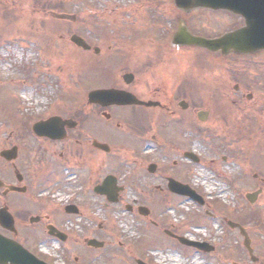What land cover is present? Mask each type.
Returning a JSON list of instances; mask_svg holds the SVG:
<instances>
[{
  "label": "rangeland",
  "instance_id": "rangeland-1",
  "mask_svg": "<svg viewBox=\"0 0 264 264\" xmlns=\"http://www.w3.org/2000/svg\"><path fill=\"white\" fill-rule=\"evenodd\" d=\"M17 1L19 5L0 0V152L8 144L16 142V133L21 132L25 124L65 108L74 110L77 98L81 103L84 97L87 101L88 92L101 86L105 72L110 73L104 56L80 51L70 40L79 24L55 19L52 15L55 6L63 12L83 14L82 4H75L80 0H33L32 5L30 0ZM23 1L31 6L20 10ZM95 21L98 22L97 19ZM227 22L220 17L207 30H224L226 28L223 26H229ZM90 24L86 28L87 33L85 31L88 37L95 34L94 29L89 31ZM17 25L26 27L25 32H7L9 26L17 28ZM32 32L36 37L30 34ZM99 43L102 44L101 41ZM52 48L73 53L71 56L75 65L67 67L66 72H63L62 65L54 69L53 63L48 60L53 53ZM188 56L187 61H177L173 55V63L180 64L184 71H190L195 99L194 113L198 111L196 108L207 109L211 120L208 124H202L196 114V124L182 126L178 136L184 133V138L174 135L172 138L178 141L172 145L167 144L166 140L150 141L140 144L138 151H128L123 147L118 150L116 146L117 151L115 156L110 157V164L115 167L114 173L125 187L121 202L106 206V199L96 197L89 183L88 203L91 209L78 218L71 217L64 221L63 228L69 233L68 241L48 242L40 247L41 253L50 257L54 264H137L136 259L140 257L149 264H174L170 256L177 254L181 256V264H194L196 257L202 264H264V141L257 147L254 142L246 147L241 143L243 139L224 132L225 127H229V118L235 124L237 122V127H245L246 130L240 133L255 132L258 136L264 130L260 127V122H264V60L261 65H244L243 61L222 60L219 56L193 50L189 51ZM107 60L110 62V58ZM238 68L246 69L243 72L246 82H243L244 88L241 89L243 92L247 89L244 97L231 92L234 73ZM112 71L118 73L119 67L116 66ZM249 80L254 81L255 86ZM218 87L225 89L228 97L231 96L229 100L241 103L242 108H246L245 113L242 108L237 109L223 101V109H219L220 103L216 101L221 99ZM249 93L254 97L248 100ZM258 118H261L260 122ZM154 120L156 117L153 116ZM231 127L235 130L234 125ZM95 135L103 140L109 137L102 127L96 128ZM130 138L132 140L128 147L135 149L139 142ZM237 138L238 146L243 150L237 148ZM181 139L182 146L178 145ZM184 151L195 153L200 161L193 163L183 158ZM175 161L177 165L174 164L172 168ZM151 163L160 167L152 175L148 172ZM7 167L0 159V175L8 177L5 173H12ZM98 167H102L106 175L110 171L109 160L102 158ZM98 167L92 170L96 171ZM179 168L189 174L187 181L203 196L205 206L189 197L173 194L166 188L167 179L178 175ZM200 172L207 178L206 186L203 184L204 177L197 181ZM76 180L68 176L62 190L51 195L50 199L61 205L66 204L69 197L63 192L73 189ZM207 184L214 189L209 191ZM259 187H263L262 194L252 204L247 200V195ZM142 205L150 208L148 217L139 214L138 207ZM127 206H133L135 210L130 212ZM230 222L243 225L259 263L253 262L244 246V235L239 229L233 228ZM167 230L194 241L210 243L215 251L208 253L186 247L167 236ZM92 237L105 241L106 246L102 250L88 248L86 241ZM144 240L155 242L149 243L153 249L146 247L141 250L146 246Z\"/></svg>",
  "mask_w": 264,
  "mask_h": 264
},
{
  "label": "flooded vegetation",
  "instance_id": "flooded-vegetation-1",
  "mask_svg": "<svg viewBox=\"0 0 264 264\" xmlns=\"http://www.w3.org/2000/svg\"><path fill=\"white\" fill-rule=\"evenodd\" d=\"M80 3L85 16L78 29L81 33H87L86 28L91 22L90 28L95 33L86 38L91 47L87 52H97V45H101L100 54L104 53V49L115 52L116 61L112 64L120 66L121 77L116 76L108 88L128 91L143 104L106 107L85 104L86 113L80 110L76 114L78 117L69 118H78L81 128L74 130L65 124V139L42 138L34 132L20 137L19 156L13 166L21 175L19 186L26 190L7 195L4 189L0 192L3 198L0 200V211L6 208V213L13 218L17 228L14 234L0 225V233L17 239L41 258L43 256L39 251L46 237L57 241L50 236L48 229L51 226L61 230L59 219L67 214L66 206L50 199L51 195L62 189L57 190L56 187L64 184L66 171L78 176L81 189L71 194L64 192L72 200L68 205H75L79 214H83L86 208L82 200L88 190V180L93 178L89 177L85 165L89 163L92 166L93 156L103 153L88 146L90 134L85 131H89L90 126L96 129L100 125L112 141L118 139L112 132L116 129L126 134L121 139L133 137L138 142H145L151 138L155 142L177 133V125H191L195 121L194 116L199 113H194L192 109L194 99L190 72L184 71L180 64L173 63V55L177 61H187L189 51L188 48L171 45L181 15L175 0H80ZM220 17L228 22L235 21V24H240L242 20L232 14L205 9L192 12L187 19L194 33L213 37L218 31L208 32L207 29L214 26ZM95 19L98 22L94 23ZM244 59L261 64L264 53ZM235 78L239 79V76ZM234 86L236 91L241 89L238 84ZM153 116L156 117L154 121ZM164 120L169 123H164ZM153 130L155 134L151 133ZM112 153V148L108 154L104 152L106 156ZM94 177L97 184L104 179L101 171L96 172Z\"/></svg>",
  "mask_w": 264,
  "mask_h": 264
},
{
  "label": "water",
  "instance_id": "water-1",
  "mask_svg": "<svg viewBox=\"0 0 264 264\" xmlns=\"http://www.w3.org/2000/svg\"><path fill=\"white\" fill-rule=\"evenodd\" d=\"M207 7L211 6L213 8H226L228 10H232L238 14H242L247 19V24L241 29H237L230 34H226L220 39L215 40H207L203 38H192L188 36L187 42H191L192 44L201 45L212 51H222L224 54L231 52L232 50L237 53H249L258 50H264V0H206ZM203 4V3H201ZM178 39H180L178 37ZM177 39V40H178ZM73 40L79 46H85L84 40L79 39L78 37L73 38ZM117 93L112 91H95L90 94L91 102L95 101H110L114 100V96ZM122 93H118L120 95ZM38 124L37 131L41 133ZM3 155H5L3 153ZM13 156V154H12ZM8 157V159L12 158ZM112 185L111 178L107 179L105 182L104 188L99 189L102 193H107L110 195L112 193V189L110 188ZM172 190L181 194V195H189L192 199L198 200L201 204H203L202 198L193 192L188 186H182L176 182H173ZM3 186V183L0 181V187ZM258 194L252 196L251 200H255ZM112 198V197H110ZM114 200V198H112ZM146 214L149 211H145ZM5 225V224H4ZM179 238L182 243L188 244L194 247H199L202 249H206V245L199 242H192L190 240H186L184 238ZM103 242L99 243L96 240H91L89 245H94L96 247H102ZM248 246V242H247ZM7 262H11V264H46L39 259L35 258L33 255H30L28 252L23 249V247L13 241H10L0 235V264H6ZM139 264H146L143 261H139Z\"/></svg>",
  "mask_w": 264,
  "mask_h": 264
},
{
  "label": "bare ground",
  "instance_id": "bare-ground-1",
  "mask_svg": "<svg viewBox=\"0 0 264 264\" xmlns=\"http://www.w3.org/2000/svg\"><path fill=\"white\" fill-rule=\"evenodd\" d=\"M19 30L21 32H25L23 30V28H19ZM52 52L53 53L48 57V60L53 63L54 69L55 68H61L60 66L62 65L63 72H66L67 67L71 68L72 66L75 65V61L72 59L71 53H69L68 51H65L64 49L61 48L60 50L53 49ZM236 131H238V130L237 129L232 130L230 133L233 134ZM199 176L201 178L204 177V178H202L203 184L206 186L207 178H206L205 174L203 172H200ZM197 181H200V178H197ZM207 188L209 191L214 189V187L209 185V184H207ZM220 190L223 192L222 189H220ZM170 260H172L174 262V264H181V262H182L181 256L179 254L171 255ZM194 264H202V262L200 261L199 258L196 257L194 260Z\"/></svg>",
  "mask_w": 264,
  "mask_h": 264
}]
</instances>
